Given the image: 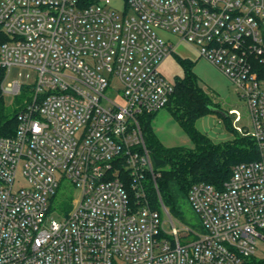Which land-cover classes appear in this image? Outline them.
Masks as SVG:
<instances>
[{
  "label": "built area",
  "instance_id": "built-area-1",
  "mask_svg": "<svg viewBox=\"0 0 264 264\" xmlns=\"http://www.w3.org/2000/svg\"><path fill=\"white\" fill-rule=\"evenodd\" d=\"M111 4L0 0L2 92L26 87L4 85L12 67L39 73L15 134L0 138V264H245L264 242V0H127L130 16ZM159 30L196 46L240 92L249 127L235 129L258 151L223 188L192 186L203 232L177 228L166 209L163 221L148 198L158 173L141 121L175 90L159 69L175 45ZM19 172L28 185L15 189ZM63 182L80 195L56 219Z\"/></svg>",
  "mask_w": 264,
  "mask_h": 264
},
{
  "label": "trees",
  "instance_id": "trees-1",
  "mask_svg": "<svg viewBox=\"0 0 264 264\" xmlns=\"http://www.w3.org/2000/svg\"><path fill=\"white\" fill-rule=\"evenodd\" d=\"M8 40L9 37L0 26V45ZM183 65L184 77L176 80L174 94L166 108L170 106L171 115L195 146L194 150L186 151L183 147L165 146L154 132L152 126L154 115H149L141 121L148 150L153 157L164 161L162 165L155 167L158 173L156 180L149 179L147 183L150 205L157 210L160 201H162L171 215L177 218L181 216L179 201L182 197L188 199L189 191L194 184L204 182L221 189L220 187L223 188L225 183L230 180L232 167L235 164L254 160L258 157L255 142L237 130L235 131L239 134L240 139L246 140L238 147L226 149H209L207 147L209 144L208 137L196 128V123L207 114L214 113L212 108H218V106L214 105L212 96L199 85V77L193 70V64L184 62ZM2 79L3 75L0 74V138L11 137L15 134L18 125L17 115L20 111L8 107L1 89ZM223 118L232 133L233 126L228 120L229 115ZM188 185L187 193L184 196L183 190ZM58 205V207L52 205V208L64 213L71 209L67 199L60 200ZM196 226L200 232H203L199 218ZM253 260L257 259L251 257L245 264H249Z\"/></svg>",
  "mask_w": 264,
  "mask_h": 264
},
{
  "label": "rangeland",
  "instance_id": "rangeland-1",
  "mask_svg": "<svg viewBox=\"0 0 264 264\" xmlns=\"http://www.w3.org/2000/svg\"><path fill=\"white\" fill-rule=\"evenodd\" d=\"M126 2L127 0H112L111 7L117 10L120 15L127 13L130 16L133 13L127 7ZM158 34L163 39L170 41L175 45L174 53L165 59L159 67L161 74L170 83L175 84L177 79L184 77L185 69L183 63H192L194 66L193 70L199 77V85L212 96L214 105L218 106V108H214L221 109L229 115L228 120L231 121L233 126L232 133L229 130L225 119L217 112L207 114L205 117L198 120L196 128L201 133L207 135L209 141L207 147L209 149L235 148L246 142V140L240 139L239 134L235 131V125L243 127L245 130L249 127L248 107L245 100L241 97L240 92L237 91L228 78L216 66L200 56L196 46L185 41H180V38L171 32L159 30ZM38 75V71L32 68L19 66L12 67L10 73L5 76L4 85L11 86L13 82L19 81L25 83L26 87L17 95L4 94V99L9 108L12 110H20L27 104V102L32 100L33 92L31 91V87L36 84ZM116 102L119 105H124L125 100L122 93H118ZM232 110H238L241 114V121L238 124L234 122V115L231 113ZM152 126L158 139L165 146L183 147L186 151L194 150L195 146L171 115L170 106L160 110L152 117ZM27 185L25 177L19 172L15 182V189H21L27 187ZM189 185L183 190L184 196L187 193ZM79 195L80 191L74 184L71 182H63L62 186L57 191L55 199L53 198L54 200H52V205L58 207L60 200L67 199L69 206L79 197ZM179 205L181 208V216L177 218L172 216L169 212L177 228L181 229L183 227H188L194 232H200L196 226L199 217L192 209L189 199L182 197L179 201ZM165 209L168 210L162 201H160L157 210L161 213L163 221H167V213ZM64 215L65 213L60 214V211L58 210L53 211V218L59 219ZM166 228L168 230L171 228L169 223L166 224ZM254 257L257 260H253L249 264H264V242L261 239H258L257 241V248Z\"/></svg>",
  "mask_w": 264,
  "mask_h": 264
},
{
  "label": "water",
  "instance_id": "water-1",
  "mask_svg": "<svg viewBox=\"0 0 264 264\" xmlns=\"http://www.w3.org/2000/svg\"><path fill=\"white\" fill-rule=\"evenodd\" d=\"M212 111L217 112L218 114L222 115L223 117H228V114L226 112L222 111L221 109L212 108ZM154 162H155L156 166H160L164 163L163 160L155 158V157H154Z\"/></svg>",
  "mask_w": 264,
  "mask_h": 264
}]
</instances>
